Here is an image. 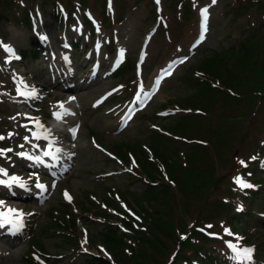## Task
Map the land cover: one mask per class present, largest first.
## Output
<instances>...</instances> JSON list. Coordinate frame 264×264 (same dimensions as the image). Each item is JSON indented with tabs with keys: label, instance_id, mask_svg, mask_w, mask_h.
<instances>
[{
	"label": "rangeland",
	"instance_id": "rangeland-1",
	"mask_svg": "<svg viewBox=\"0 0 264 264\" xmlns=\"http://www.w3.org/2000/svg\"><path fill=\"white\" fill-rule=\"evenodd\" d=\"M263 62L264 0H0V180L24 185L0 184V264H264ZM34 122L61 174L16 155Z\"/></svg>",
	"mask_w": 264,
	"mask_h": 264
},
{
	"label": "snow or ice",
	"instance_id": "snow-or-ice-1",
	"mask_svg": "<svg viewBox=\"0 0 264 264\" xmlns=\"http://www.w3.org/2000/svg\"><path fill=\"white\" fill-rule=\"evenodd\" d=\"M157 2H158V0H157ZM212 2L215 3L216 0H212ZM203 12H204V14H205V20H206V19H207V16H206L207 9H204ZM203 39H204V36L201 35L200 40L202 41ZM6 48H7V51H9V52L12 51V49H11L10 47H7V46H6ZM123 55H124V52H123V50H121V51H120V57L122 58ZM157 83H158V81H157ZM21 94H22V93H21ZM56 118H57V119H62V117L59 116V115H57ZM41 127H43V126L41 125ZM4 138H5V137L0 136V139H4ZM35 139H40V137H39V136H36ZM25 140H26V142H27V141H28V138L25 137ZM19 147L23 148L24 145H20ZM12 151H13V149H0V156H4L6 159H9V160H10V157L7 156V153H8V152H12ZM57 151H60V149H57ZM16 155L21 156V157H24V158H27V159H35L36 161L41 162V163L43 162V161L40 160V157H39V156H37V157L26 156V154L23 153V152H21V153H16ZM43 155H44V156H50L51 153L48 152V151H45V152L43 153ZM252 159H255V157H253ZM240 163H241L242 165H245V166H246V164H245L244 161H240ZM129 171H131V169H129ZM0 175L8 176V171H7V169L0 167ZM236 182H237V183L239 184V186L242 187V188H251V187H253L251 184L245 183V182H243L242 180H240L239 178H236ZM4 183H7V182L4 181V180H0V184H4ZM11 183H19V178L16 177V176H12V177H11ZM20 186L23 187L24 185H23V184H20ZM37 187H39V188H43L44 186L41 185V184H37ZM65 195L67 196V193H66ZM0 203H3V202L0 201ZM8 211H9L10 213H11V212H16L15 209H9ZM0 217H3V218H4V219L0 220V226H3V224H5V223H9V224L12 223L11 220L7 219V213H0ZM137 219H139V218L137 217ZM22 226H23V225H22V222H21V223H16V224L13 225V227H15V228H19V227H22ZM208 227H211V226L209 225ZM225 234H226V235H233V233H231V232H230L229 230H227V229H225ZM182 238H183V237H182ZM226 245H227V246L233 251V253L235 254V258H236L237 260L247 261V260H250V259H251V253H252V251H253L252 249H250V248L239 249V248L237 247V245L233 244V243L230 242V241H226Z\"/></svg>",
	"mask_w": 264,
	"mask_h": 264
},
{
	"label": "bare ground",
	"instance_id": "bare-ground-1",
	"mask_svg": "<svg viewBox=\"0 0 264 264\" xmlns=\"http://www.w3.org/2000/svg\"><path fill=\"white\" fill-rule=\"evenodd\" d=\"M89 85H91V84H88L87 86H89ZM64 107V108H63ZM63 107H60L59 109H58V113H59V116H61L63 119H65V120H70L71 118H72V116H74V112H73V110L70 108V106L69 105H65V104H63ZM39 130V129H38ZM38 131L36 130L35 132H33V131H31V133H37ZM40 134H36V136H39ZM51 138L53 139V140H51ZM46 140H49L50 141V143H53L55 146H56V148H59L60 149V151H59V155H65L67 152H69V151H67V147L65 148V147H61V146H59L57 143H56V141H55V138L50 134V132L48 131V130H45L44 132H42L41 133V142H43V141H46ZM29 142H31L29 139H28V143H26L25 144V147H23V148H20L19 149V152L21 153V152H23V153H25L26 155H29V156H32V157H37V156H39L40 157V160L41 161H43L42 163H44L45 165H54L53 167L55 168L56 167V163L55 164H53L54 163V161H55V159L53 158V156L52 155H50V156H44L43 155V153L46 151L45 150V146L49 143V142H47V143H45V145L43 146V149H36L35 148V146H33L31 143H29ZM35 142H39V141H36V139H34L33 140V143L35 144ZM55 149V148H54ZM53 150V149H52ZM66 158H67V156H66ZM46 162H49V164H46ZM3 165H6V162H4L3 163ZM52 167V168H53ZM7 186H10V187H13V184L12 183H9V182H7V183H5ZM6 188H9V187H6Z\"/></svg>",
	"mask_w": 264,
	"mask_h": 264
},
{
	"label": "trees",
	"instance_id": "trees-1",
	"mask_svg": "<svg viewBox=\"0 0 264 264\" xmlns=\"http://www.w3.org/2000/svg\"><path fill=\"white\" fill-rule=\"evenodd\" d=\"M108 239L110 242L115 244L114 246L122 243L121 240H114L111 239V237H108ZM201 257H202L200 261L201 264H220L219 259L217 260V258H215L212 255H208L204 253L201 255ZM84 264H111V263L101 257H89V258H85Z\"/></svg>",
	"mask_w": 264,
	"mask_h": 264
}]
</instances>
